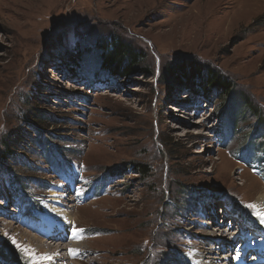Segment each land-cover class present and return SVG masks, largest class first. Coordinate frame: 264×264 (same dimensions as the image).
<instances>
[{
	"label": "rangeland",
	"instance_id": "1",
	"mask_svg": "<svg viewBox=\"0 0 264 264\" xmlns=\"http://www.w3.org/2000/svg\"><path fill=\"white\" fill-rule=\"evenodd\" d=\"M114 37L140 56L121 78L102 71ZM185 63L231 91L166 80ZM263 123L264 0H0V264H222L231 229L239 257L264 247ZM53 190L73 224L43 241Z\"/></svg>",
	"mask_w": 264,
	"mask_h": 264
},
{
	"label": "trees",
	"instance_id": "2",
	"mask_svg": "<svg viewBox=\"0 0 264 264\" xmlns=\"http://www.w3.org/2000/svg\"><path fill=\"white\" fill-rule=\"evenodd\" d=\"M68 54L69 53L64 52L61 54V57L63 58H59L61 61L63 60L62 64L64 67L62 68L67 70L68 75L73 78L72 80L76 85L83 86L84 88H86L88 85L93 86L91 81H86V77L83 78L82 75H80V77L78 76V78L76 76L73 77L75 74L73 72L71 73V71L78 65L76 62L77 57L71 56L69 58L67 57ZM100 56L103 67L102 71L107 73V77L117 76L118 78L135 72L140 57L130 45L115 39V37L104 44V49ZM64 70L63 72L65 74L66 72ZM203 70L205 72L207 71V77H205L206 79H203V77L200 75ZM166 80L173 82L174 85L179 84L182 90L192 93L193 95H197V97L203 98L205 95L208 96L212 94L211 90L214 89L211 88H215L225 93H229L232 89V85L229 81L224 80V78L219 75H215L213 72H210V70H205L204 67L198 66L197 68L195 63H193L192 66L189 63H185L184 65L176 64V66L170 67L166 74ZM204 99L206 101V98ZM262 125H264V123ZM44 146H46L45 143ZM10 150H12L11 145L6 141L4 144V151L9 153ZM9 155L11 154L9 153L6 156L9 157ZM138 169L143 174L144 170H142L140 167H138ZM145 174H147V172ZM233 205L234 203L231 206V210L234 213L236 209L233 207ZM17 259L16 261L19 264H26V262H22L20 259Z\"/></svg>",
	"mask_w": 264,
	"mask_h": 264
},
{
	"label": "bare ground",
	"instance_id": "3",
	"mask_svg": "<svg viewBox=\"0 0 264 264\" xmlns=\"http://www.w3.org/2000/svg\"><path fill=\"white\" fill-rule=\"evenodd\" d=\"M175 109V108H174ZM58 161H56V163L55 164H57L58 165ZM56 171H58V168H57V170ZM60 193H62V192H60ZM59 193V194H60ZM59 194H56L55 192H54V190L53 191H50V194H49V200H51L52 202L51 203H53V205L52 204H47L46 206H47V208H48V210L50 211V214H49V216L51 217V218H55L56 220H57V218H59V219H61V217L63 218V220L60 222V223H62V224H60V223H56L55 222V220H53V222L55 223L54 224V226H53V228H52V232L50 233V235H48L47 236V239H43V241L44 240H52V239H54L55 238V240L58 238V239H60L61 237H58V236H55L56 235V230L58 229L57 227H59V226H61L62 228H63V230H61V231H65L66 232V230H67V226H65V227H63L64 225H67V223H71V224H73V222L71 221L70 222V213H69V211H67L66 209H62V205H64V204H62V203H60V200H59V198H58V196H59ZM65 196H67V195H65ZM55 200H57V201H55ZM255 203H256V205H257V207L261 210V212L264 214V193H261V194H259L258 196H257V198L255 199ZM58 221V220H57ZM218 229H219V227H218ZM227 231H229L230 230V228H229V230L228 229H226ZM226 230H223V229H220V232H221V235H222V237L220 238L221 239V241L220 242H218V240L219 239H217V237H215V238H213V236H210L211 237V239H213L215 242H218L217 244L219 245V243H223V241H224V238H227L228 236H229V234L228 233H226ZM231 230H233V229H231ZM229 231V232H231V235H230V237H231V241H230V243L231 244H233L234 245V247H235V242H236V240L238 239V237H236V238H234V235H233V232L232 231ZM226 234H228V236H224V235H226ZM66 236H70V238L71 239H73V233H71V234H69V233H66ZM57 237V238H56ZM229 237V238H230ZM225 242V241H224ZM51 244H53L54 245V243H53V241L51 242ZM229 246V245H228ZM213 246H210L209 248L210 249H215V248H219V247H217V246H214V248H212ZM229 249V248H228ZM71 250H73V248L71 249ZM213 251V250H212ZM226 256V255H225ZM225 256H220V257H222L221 259V261L223 262L222 264H250V262H248V261H246V254L243 256V262H239V263H237V262H235V260H236V257H235V253L234 252H231V256L229 257V254H228V256L227 257H225ZM213 258H215V256L214 257H212L211 259H209V261L207 260V261H205V262H200L201 264H214L215 263V260H213ZM218 264V263H217Z\"/></svg>",
	"mask_w": 264,
	"mask_h": 264
},
{
	"label": "snow or ice",
	"instance_id": "4",
	"mask_svg": "<svg viewBox=\"0 0 264 264\" xmlns=\"http://www.w3.org/2000/svg\"><path fill=\"white\" fill-rule=\"evenodd\" d=\"M74 234H75V230H74ZM69 251H70V254L76 255V252L74 250H69Z\"/></svg>",
	"mask_w": 264,
	"mask_h": 264
}]
</instances>
